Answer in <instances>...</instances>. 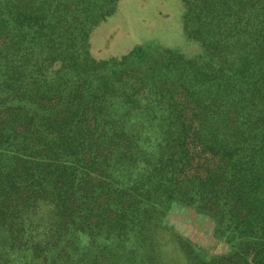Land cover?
<instances>
[{"label":"trees","instance_id":"16d2710c","mask_svg":"<svg viewBox=\"0 0 264 264\" xmlns=\"http://www.w3.org/2000/svg\"><path fill=\"white\" fill-rule=\"evenodd\" d=\"M119 2L0 0V264H264V0H182L197 55L96 59Z\"/></svg>","mask_w":264,"mask_h":264},{"label":"rangeland","instance_id":"374dc122","mask_svg":"<svg viewBox=\"0 0 264 264\" xmlns=\"http://www.w3.org/2000/svg\"><path fill=\"white\" fill-rule=\"evenodd\" d=\"M183 13L182 0H120L114 16L92 32L91 53L99 60L119 58L138 46L158 43L188 57L197 55L200 47L183 32ZM203 217L179 207L169 214L170 221L195 244L212 248L213 253L228 252L226 244L214 239L213 222Z\"/></svg>","mask_w":264,"mask_h":264}]
</instances>
